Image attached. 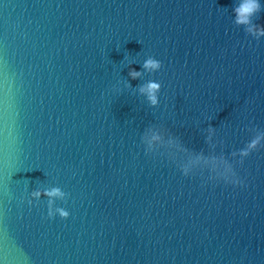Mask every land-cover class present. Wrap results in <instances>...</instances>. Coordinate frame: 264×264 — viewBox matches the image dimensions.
<instances>
[{
    "label": "water",
    "instance_id": "water-1",
    "mask_svg": "<svg viewBox=\"0 0 264 264\" xmlns=\"http://www.w3.org/2000/svg\"><path fill=\"white\" fill-rule=\"evenodd\" d=\"M0 264H264V0H0Z\"/></svg>",
    "mask_w": 264,
    "mask_h": 264
},
{
    "label": "clouds",
    "instance_id": "clouds-1",
    "mask_svg": "<svg viewBox=\"0 0 264 264\" xmlns=\"http://www.w3.org/2000/svg\"><path fill=\"white\" fill-rule=\"evenodd\" d=\"M135 61H129L128 64H134ZM162 68V61H160L159 59H157L156 57H148L143 61V65H142V69L141 70H137L135 68H130L129 69V73L128 75L132 78V79H140L143 75L145 71H159ZM127 86L130 88H133L131 81L127 79ZM146 88L149 90L146 92ZM160 88L161 85L159 84V82L156 81H148L147 84H140L138 86V91L141 94H146L148 97V100L150 101V104L152 106H156L159 104L160 99H159V92H160ZM210 130H214L215 127L212 125H209ZM54 190L58 189H52L51 191L48 192H42L39 190H35L32 192V196L33 197H41L42 195H53L54 194ZM63 215L65 217H67L69 215V213L67 211L63 212Z\"/></svg>",
    "mask_w": 264,
    "mask_h": 264
}]
</instances>
